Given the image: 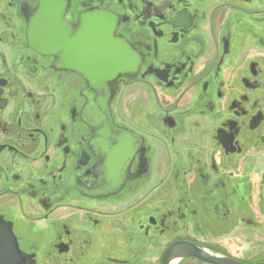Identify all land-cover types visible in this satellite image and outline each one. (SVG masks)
I'll use <instances>...</instances> for the list:
<instances>
[{"label": "flooded vegetation", "instance_id": "1", "mask_svg": "<svg viewBox=\"0 0 264 264\" xmlns=\"http://www.w3.org/2000/svg\"><path fill=\"white\" fill-rule=\"evenodd\" d=\"M0 264H264V0H0Z\"/></svg>", "mask_w": 264, "mask_h": 264}, {"label": "water", "instance_id": "2", "mask_svg": "<svg viewBox=\"0 0 264 264\" xmlns=\"http://www.w3.org/2000/svg\"><path fill=\"white\" fill-rule=\"evenodd\" d=\"M36 34L42 36L44 34V32L39 30L38 32H36Z\"/></svg>", "mask_w": 264, "mask_h": 264}]
</instances>
